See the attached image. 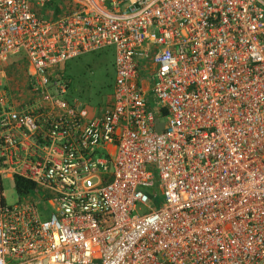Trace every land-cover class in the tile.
<instances>
[{
	"label": "built area",
	"instance_id": "obj_1",
	"mask_svg": "<svg viewBox=\"0 0 264 264\" xmlns=\"http://www.w3.org/2000/svg\"><path fill=\"white\" fill-rule=\"evenodd\" d=\"M107 48L88 117L53 70ZM94 262L264 264V0H0V264Z\"/></svg>",
	"mask_w": 264,
	"mask_h": 264
},
{
	"label": "rangeland",
	"instance_id": "obj_2",
	"mask_svg": "<svg viewBox=\"0 0 264 264\" xmlns=\"http://www.w3.org/2000/svg\"><path fill=\"white\" fill-rule=\"evenodd\" d=\"M23 58V55L20 54L9 59L7 69L12 68L14 76H10V78L15 82L23 78L22 69L17 68L18 65L24 63ZM114 61V49L107 48L83 54L67 61L65 64L63 63L66 75H69L73 81L72 99L81 104V108L87 113L88 117L98 115L105 104L104 101L106 102L112 95L115 80ZM143 80L148 81L149 75H144ZM2 184L5 204L13 205L17 203L19 198L14 191L13 182L4 181ZM29 198L37 201V196L32 193ZM152 206L151 208H155L157 204H152ZM96 263L94 262V264Z\"/></svg>",
	"mask_w": 264,
	"mask_h": 264
},
{
	"label": "trees",
	"instance_id": "obj_3",
	"mask_svg": "<svg viewBox=\"0 0 264 264\" xmlns=\"http://www.w3.org/2000/svg\"><path fill=\"white\" fill-rule=\"evenodd\" d=\"M64 64H62L61 65L62 67L60 66V69L53 74V77L61 78L65 82L67 81L68 93H69L68 98L72 99V91H73L72 83H73V81H72L71 77H69V75H66V72H65L64 67H63ZM61 73L64 75L65 78L61 76ZM15 184H16V190H17L18 194H20V195L26 194L33 189L32 184L25 182V181H22V180H19V179L16 180Z\"/></svg>",
	"mask_w": 264,
	"mask_h": 264
},
{
	"label": "crops",
	"instance_id": "obj_4",
	"mask_svg": "<svg viewBox=\"0 0 264 264\" xmlns=\"http://www.w3.org/2000/svg\"><path fill=\"white\" fill-rule=\"evenodd\" d=\"M113 49V48H112ZM24 61V60H23ZM66 63V62H65ZM22 65H24V63L22 64ZM21 66V65H20ZM61 66V65H60ZM60 66H58L56 69H54L53 70V74L55 73V72H57L59 69H60ZM11 72H10V74H12L11 76H14V73H13V70H12V68L11 69H9ZM9 70H8V73H9ZM61 76L62 77H64V75L61 73ZM65 78V77H64ZM59 79H61V78H59ZM61 80H63V79H61ZM64 81V80H63ZM65 82V81H64ZM66 84H67V81L65 82ZM68 95H69V93H68ZM71 99H69L68 98V101H70ZM80 104V103H79ZM81 105V104H80Z\"/></svg>",
	"mask_w": 264,
	"mask_h": 264
},
{
	"label": "water",
	"instance_id": "obj_5",
	"mask_svg": "<svg viewBox=\"0 0 264 264\" xmlns=\"http://www.w3.org/2000/svg\"><path fill=\"white\" fill-rule=\"evenodd\" d=\"M162 130V124H159V127L157 129V132H160Z\"/></svg>",
	"mask_w": 264,
	"mask_h": 264
}]
</instances>
